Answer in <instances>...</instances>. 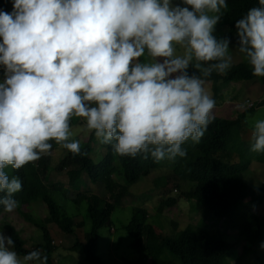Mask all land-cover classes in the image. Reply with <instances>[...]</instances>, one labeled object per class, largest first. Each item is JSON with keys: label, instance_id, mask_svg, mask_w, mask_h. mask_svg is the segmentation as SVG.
I'll return each instance as SVG.
<instances>
[{"label": "clouds", "instance_id": "1", "mask_svg": "<svg viewBox=\"0 0 264 264\" xmlns=\"http://www.w3.org/2000/svg\"><path fill=\"white\" fill-rule=\"evenodd\" d=\"M227 8L226 0H13L10 13L0 10V215L17 207L23 218L34 214L13 198L22 182L5 170L38 161L53 140L87 155L70 139L73 117L121 157H186L182 145L199 144L215 120L206 78L233 67L231 37L214 35ZM235 37L231 49L264 77V0L236 20ZM252 140L250 150L264 153V119L255 122ZM27 222L35 226L31 234L41 230L33 218ZM6 224L12 225H2L0 264H47L39 249L18 256ZM51 238L58 251L70 252V238ZM56 252L54 264H63ZM73 257L65 259L75 264Z\"/></svg>", "mask_w": 264, "mask_h": 264}, {"label": "trees", "instance_id": "2", "mask_svg": "<svg viewBox=\"0 0 264 264\" xmlns=\"http://www.w3.org/2000/svg\"><path fill=\"white\" fill-rule=\"evenodd\" d=\"M11 3L12 0H0V10L10 11ZM226 3L228 8L222 9L224 15L219 24L228 27L230 37L236 38V20L246 15L250 8L259 6V0H226ZM192 71L194 69L190 68L189 72ZM255 80L264 86V77L254 76L252 66L245 61L231 67L226 74L213 72L206 78V83L212 85V96L218 106L225 101L223 91L229 85ZM263 106L264 101L251 108L239 109L236 118L215 116L199 144L190 145L189 140L182 145V148L187 149V156L169 162L174 166L173 179L178 181L176 186L177 183L184 184L187 189H181L182 198L198 206L200 223L193 226L172 222L170 235L158 240L154 219L150 222L148 210L141 206L131 207L132 217L124 229L132 239L131 247L140 257L126 264H264V251L260 247L264 242V184H247L243 179L252 164V158L245 157L251 147H246L238 156V163L213 157L218 151L225 152L232 141L239 142L238 136H241L247 116ZM82 119L73 117L70 128L78 126ZM72 137L71 140L79 141L81 152L87 155H76L63 147L66 155L58 166H54L53 155L56 146L60 144L53 140L50 141V152L41 155L38 161L20 169L5 170L10 179L15 176L22 182L21 191L13 194V198L23 206L29 205V210L31 202L41 196L49 214L45 222L35 223L43 235V243L35 249L26 248L20 233L12 225L6 224V233L15 241L13 250L18 256L23 257L39 249L42 256L47 255V264H54L53 255L59 249L52 245L49 225L54 224L61 231L62 237L70 238L68 250L84 257L80 264H107L98 254L100 231L109 227L116 230L112 215L128 195L129 186L155 173L164 160L157 163L151 157L144 159L143 154H138L136 158L121 157L111 145L100 143L94 131L84 141ZM195 149L201 155L189 163V157ZM94 155L97 160L93 158ZM258 160L264 163V153H260ZM55 172L68 175V187L65 188L62 182H56L51 189L60 192L64 199L78 206L86 203L90 231L84 230V219L69 216L65 207L48 195L45 183H52L51 175ZM162 191L159 190L160 193ZM5 194L0 192V197ZM180 199L163 198L159 213L165 208L175 207ZM0 210H4L2 204ZM26 213H23L24 218L33 223L30 212ZM230 233L239 236L242 242L240 247L230 242Z\"/></svg>", "mask_w": 264, "mask_h": 264}, {"label": "rangeland", "instance_id": "3", "mask_svg": "<svg viewBox=\"0 0 264 264\" xmlns=\"http://www.w3.org/2000/svg\"><path fill=\"white\" fill-rule=\"evenodd\" d=\"M173 2L181 3L182 0H173ZM10 9L11 10L8 11L9 13L13 9V0ZM214 35L217 37V39L226 36L230 37L229 29L228 27L218 23L214 31ZM231 39L232 43L230 44L229 52L231 55H233L234 66L241 62H245L246 60L243 59L242 55L239 52L233 51L231 49L236 45V38L231 37ZM0 42H2V38H0ZM181 51L182 50L178 49V52ZM145 59V57H141L142 61ZM0 82L2 81L0 80ZM205 87L210 92V94L213 95L212 85L210 83H206ZM223 95L225 97V101L218 105V107L214 108L213 112L215 116L223 117L226 119L236 118L237 112H239V108L241 107V105L246 104L247 102L260 104L262 101H264V86L259 80L245 83H233L224 89ZM260 119H264V106L258 108L256 111L250 113L247 116L246 122L243 126V129L241 130V136H238L239 142L232 141L228 145L225 152L218 151L213 154V157L217 159L223 158V160L226 162L238 163V156L246 147H251L253 142L252 132L254 130V125L255 122ZM71 131L73 133L72 136L79 138L80 141L87 140L89 134L92 132L87 129L84 119L81 120V123L78 126L71 128ZM191 144L194 143L190 141V145ZM65 155L66 151L63 150L62 145H57L53 155L55 158L53 159L54 166H58ZM200 155L201 153L195 149L192 155L189 157V163L196 160ZM259 155L260 153L252 152L251 150H249L248 153H245L246 158H252V164L250 165L249 170L243 175V179L247 184H254L256 186H261L262 184H264V163L259 162ZM93 158L97 160V157L95 155ZM184 168H186V166L182 169ZM173 169L174 166L171 165L169 160L166 159L155 171V173L129 186L128 195L125 197L126 201L122 203L125 207L120 206L112 215V221L114 223L116 232L113 233V230H111V228L109 227L104 228L99 233L98 254L107 264H126L127 262H135L140 257L139 254L131 247L132 239L129 236L128 232L124 229V225L129 223L132 217V208L129 207L144 206L143 208L148 210L150 222H153L154 219L153 223L155 224V230L157 232L156 238L158 240H161L165 236L170 235V230H173V228L171 227L172 222L176 221L180 222L181 224L189 223L193 226H196L200 223L201 217L198 213V206L195 202L187 201L184 198L181 199V202H179L176 207L165 208L162 213H159L158 208L163 198L167 199L177 196L182 198V194H180L181 189L187 191L184 184L182 185L177 183L176 186L175 183L178 181H175L173 179V176L175 175L173 173ZM169 179L173 180L169 181ZM52 180L55 182H62L64 183L65 187H68L67 185L69 177L66 173H54L52 175ZM167 183L168 185L166 186ZM46 184L48 185L46 187L48 195L53 196L57 202L62 204L67 209L66 213L69 216H78V218L84 219L86 221V228L84 230L87 232L90 231L91 223L87 218L88 215L86 203L83 202L80 206H78L72 203L70 200L64 199L63 195L60 192L51 189L54 182ZM164 186L165 188H163ZM191 187H193V185H191ZM159 190H163L161 194ZM163 192H165V194ZM39 197V199L33 200L31 202L30 207L34 211V214L31 215V217L34 221L41 224L45 222L49 214L46 205L41 200V196ZM23 209L27 211L26 207H24ZM8 220L9 223H11L20 232V235L26 244H33L34 242L38 244L40 241H42L41 230L35 229L36 231L31 234L30 232L32 231L30 230V228H34L35 226L24 220V218L18 213V207L13 212L8 213L7 215H0V232L4 233L2 230V225ZM225 224L226 223H224V225ZM31 225L34 227H32ZM50 231L56 242H58L60 239H66V237L56 235L59 230L55 226H51ZM262 231L264 232V226L262 228ZM229 240L233 245H236V247H240L242 244L239 236L235 233L229 234ZM29 241L32 242L29 243ZM261 250L264 251V249ZM56 254L60 255L62 257V260L64 259L63 264H70L71 260L65 259V256H69V254H73V256H75L73 257L76 262L75 264H80L82 261H84V257L79 253H72L66 250L65 252H61L57 250Z\"/></svg>", "mask_w": 264, "mask_h": 264}, {"label": "built area", "instance_id": "4", "mask_svg": "<svg viewBox=\"0 0 264 264\" xmlns=\"http://www.w3.org/2000/svg\"><path fill=\"white\" fill-rule=\"evenodd\" d=\"M241 105V104H240ZM255 105V103L251 102V103H246V104H243L241 105V107L239 109H247V108H251Z\"/></svg>", "mask_w": 264, "mask_h": 264}, {"label": "crops", "instance_id": "5", "mask_svg": "<svg viewBox=\"0 0 264 264\" xmlns=\"http://www.w3.org/2000/svg\"><path fill=\"white\" fill-rule=\"evenodd\" d=\"M216 107H218V106H216Z\"/></svg>", "mask_w": 264, "mask_h": 264}]
</instances>
